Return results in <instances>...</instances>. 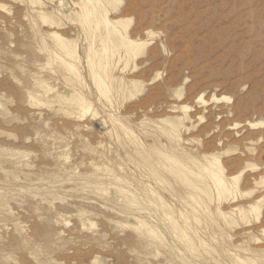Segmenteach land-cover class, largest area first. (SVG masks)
I'll use <instances>...</instances> for the list:
<instances>
[{
	"label": "rangeland",
	"instance_id": "rangeland-1",
	"mask_svg": "<svg viewBox=\"0 0 264 264\" xmlns=\"http://www.w3.org/2000/svg\"><path fill=\"white\" fill-rule=\"evenodd\" d=\"M54 35L77 45L76 74ZM212 157L238 177L220 204L191 172ZM232 253L264 264V0H0V264H237Z\"/></svg>",
	"mask_w": 264,
	"mask_h": 264
},
{
	"label": "bare ground",
	"instance_id": "bare-ground-1",
	"mask_svg": "<svg viewBox=\"0 0 264 264\" xmlns=\"http://www.w3.org/2000/svg\"><path fill=\"white\" fill-rule=\"evenodd\" d=\"M90 14L91 11L89 9H86V8H81L80 7V10L78 11V14ZM93 13V12H92ZM94 15V14H93ZM42 19L44 21H48V17H46L45 15H41ZM88 18V16H87ZM83 19V18H82ZM102 22L104 23V26L106 27H109V26H113L115 29H117V31H120L118 30V26H122L123 29L126 28L127 26V21L123 20V19H118V20H110L107 16V12H105L102 16ZM56 41H57V44L58 46L62 49V51L65 53L68 61H65V66L73 71L75 74L77 73L76 70L74 69V66L71 62L73 61H77L79 60V56L77 51H76V48L75 45L74 47H70V43L69 45L67 44V41L65 42L63 39H60L58 38V36L54 35ZM121 37L123 40H125L126 42L123 43V45L127 44V46L130 48V50L133 52L135 49L138 50L140 49L141 47L144 46L143 42H139V41H134V40H130L128 39L124 34L122 35L121 34ZM104 49V48H103ZM97 66H99V63L97 64ZM96 75V74H95ZM96 78V81L98 82L99 84V87L101 88V90L103 91L105 89V86H102L104 81L106 79H108V75H107V70L105 69V67L102 68V70H100V73H97V75L95 76ZM124 84V82H123ZM126 86V85H125ZM128 88V86H127ZM82 108L83 110H85L86 112L89 111V105H87L86 103H83L82 101ZM183 116V115H182ZM177 117V116H176ZM181 119V118H180ZM179 118L178 119H175L173 120L172 122H170V127H169V132L168 134L171 135V137L173 138V140L178 139V141L180 140L179 139V135H178V131H177V127L180 125V120ZM169 123V122H168ZM261 123V122H260ZM256 124V123H255ZM263 124V123H262ZM183 125V124H182ZM251 125H254V124H251ZM169 126V125H168ZM181 138V137H180ZM170 140V139H169ZM181 141V140H180ZM186 141V140H185ZM177 143V142H176ZM180 143V142H179ZM103 144V143H102ZM181 145V144H180ZM102 147V146H101ZM153 147V146H152ZM157 148V147H155ZM183 148V147H181ZM159 149V148H158ZM184 149V148H183ZM153 150H156V149H153ZM184 153V152H183ZM189 157V156H188ZM186 158V157H185ZM187 159V158H186ZM189 159V158H188ZM145 160V159H144ZM207 160V159H205ZM147 161V160H145ZM194 161V160H193ZM191 162V161H190ZM195 162V161H194ZM204 162V161H203ZM182 163V162H180ZM193 163V162H192ZM198 163V162H197ZM196 163V167H199ZM200 164V163H198ZM195 165V164H194ZM122 169V168H121ZM188 170V168H186ZM191 172L193 173V175L198 178H202L203 176L207 177V179L209 181H211V187L213 188V190L216 192V198L218 200L216 201H219L221 200L222 198L226 199V197L231 194L233 192V189L236 188V185H237V179L238 177H232V178H226L224 175H223V169L220 165V162L217 158L215 157H212L211 159L207 160V163L206 165L202 166V168H200V171L196 172V171H193L191 170ZM192 175V174H191ZM192 175V177H194ZM154 177V176H153ZM159 180V177L158 176H155L154 177V180ZM157 180V181H158ZM237 181V182H236ZM142 184V183H141ZM186 184H192L194 189H197V190H200V191H204V189H208V187L204 184H197L195 185L194 183H192L190 180H188L186 182ZM207 184V183H206ZM146 185V184H144ZM147 190H146V195L149 196V199L152 200V198H154L155 200H161V198L158 196V193L155 191V189L151 188V186H146ZM143 188V186H142ZM145 191V190H143ZM238 191V189H237ZM205 192V191H204ZM244 194V193H243ZM145 197V196H144ZM189 197L191 199L194 200V197L195 195L194 194H189ZM147 198V197H146ZM153 201V200H152ZM222 201V200H221ZM150 202V201H149ZM218 203V202H217ZM219 204H220V201H219ZM166 205V204H165ZM195 205V204H194ZM167 206V205H166ZM261 208V207H260ZM259 206L257 204H253L251 205L250 204V208H249V213L250 211L255 213L256 217H258V213H259ZM164 210V213L166 214V216L168 217L169 220H172L174 218H172L173 216L171 215V212H168V210L166 208H162ZM194 209V208H193ZM248 209V208H247ZM220 212V211H219ZM221 213V212H220ZM226 216V215H225ZM224 218V217H223ZM171 229L172 231L175 233V234H180L181 237L184 239V241L186 243H189V246L191 245V243L193 242L188 236H187V233L182 230L181 228H178V226L174 223V222H171ZM147 232L148 233H153V231L151 230V228L148 226L147 228ZM151 235V234H150ZM152 236V235H151ZM222 236V235H221ZM226 236V235H225ZM224 236V237H225ZM228 236V235H227ZM223 237V236H222ZM229 238V237H228ZM222 239V238H221ZM227 239V238H226ZM225 240V239H224ZM230 240V239H229ZM194 245V244H193ZM192 245V246H193ZM223 245V243H222ZM188 246V247H189ZM191 246V247H192ZM226 247V246H225ZM228 247V246H227ZM237 249H239V252L241 251H244L243 249H240L239 246H234ZM190 248V247H189ZM222 248V247H221ZM192 250V248H190ZM223 249V248H222ZM229 249V248H228ZM226 250V249H225ZM235 251V249H234ZM238 251V250H237ZM226 252H229L226 250ZM235 253H238V252H235ZM227 254V253H226ZM231 257L234 259V261L237 263V264H252L250 262H248L249 260L244 258V257H240L239 255L237 254H234L232 253L231 254Z\"/></svg>",
	"mask_w": 264,
	"mask_h": 264
}]
</instances>
